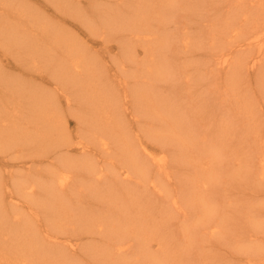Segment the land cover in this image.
<instances>
[{"label":"rangeland","instance_id":"1","mask_svg":"<svg viewBox=\"0 0 264 264\" xmlns=\"http://www.w3.org/2000/svg\"><path fill=\"white\" fill-rule=\"evenodd\" d=\"M26 1H29L28 3L31 5L41 7L44 12L46 11L45 13L51 12L49 16L58 17L55 21L59 23L62 21L61 24H64L70 33L75 34L81 43L80 47L82 46L84 51H87V57H91L95 62L90 68L103 70L99 71V77L93 80L94 82L91 81L87 84L92 89H96V92H101L105 96L123 92L125 81L129 89V84L133 88L143 85L135 83L133 86L134 82L129 78H134L136 71L147 62L153 65L148 78L155 76L147 82L148 87L153 85L154 88H152V93L142 97V106L143 109L147 107L148 101L155 105L151 110H147L146 115L139 113L138 122L132 120L128 125L126 124V129L120 137L123 140L119 141L120 145L128 143L132 146L133 166L123 162V158H125L123 150L117 151L114 148L116 144L112 137H107L109 143L107 147H104L96 139L102 134L92 135L91 131L87 133L92 135V139L85 138L84 141L92 150L81 152L72 150L70 152L73 156L85 157L86 164L91 167L94 165L95 170L105 171L103 178L99 181L92 177L94 178L93 183H95V185L92 184V187L100 189L98 191H102V194H116V190L131 192L129 199L134 201L131 207L136 205L135 209L140 211L141 228L146 230L149 238L145 241L139 232L136 233L137 236L130 238V244L127 245L130 247L122 254H119V248L117 249L115 245L114 248L110 246L109 250L111 251L107 255H112L111 258L105 254L94 256L97 252L95 249L107 240L102 237L98 229L87 231L81 228L79 233H84L80 236L83 239L79 240H76V237H66L59 233L61 235L58 237L63 242L58 240L60 244L66 245L67 248L70 245V249L66 252V255L69 254L67 257H72L73 259H71L75 260L76 264H110L107 262L108 258L112 264H264V230H262L264 228V181L259 174L264 155V84L261 83L264 62L259 65L260 67L257 66L256 70L239 73L240 76L238 75L235 80L237 85L240 81L239 85L243 89V91L242 89L239 91L236 88L238 94H249L247 98H252L249 100L251 102L249 113L254 110V114L246 123L242 121V118H238L241 115H236L230 110V106L233 107L236 104L235 100L227 96L230 101H224L221 93V90L224 91L230 86L235 73L230 72L231 68L222 67V69L221 65L215 61L209 62L213 53L209 52L210 48L207 47L209 39L205 35L199 39L201 44L198 46L201 50L192 51L191 45L189 46L191 50L187 52L181 38L184 33L191 35L185 31L188 29L180 24V30H177L175 24L168 23L164 27L166 33L157 32L161 38L158 36L160 40L155 45L159 48L163 40H167V37L170 40L162 45L164 48L156 50V59L152 63L149 57H143L144 49L136 43L130 58L128 55L122 54L125 50L131 53L132 49H127L123 42L125 40L124 32L120 30L103 28L94 31L90 29L86 21L70 18L66 12L63 15L52 9L51 5H44L42 0ZM86 1L82 0L81 4L86 5ZM100 1L104 2V0L98 2ZM171 1L173 5L181 7V3ZM230 5L236 6L231 3L222 11L217 12L221 3L216 2L208 6L206 3H202L195 9L196 12L205 8H208L209 11H203V15H205L202 17L199 13L194 16L198 17V24H211L213 19L220 21L223 18L222 13ZM60 6L64 8L62 5ZM187 14L179 11L183 22L189 25L187 26L189 30L193 29V34L197 36L201 26L188 18ZM234 44L236 45V43ZM166 45L172 51H168L165 48ZM235 45H232L233 48ZM254 45L256 48L249 47L252 51L247 48L251 53L257 50L256 44ZM3 49L0 46V64H4L0 67L5 70L7 67V75L24 77L26 74L24 78L30 80L29 72H31L32 77L35 78L32 79V84H35L32 88L37 85L46 89H57L60 85L62 86L52 77L42 73L37 74L38 69L33 62H30L31 59L26 62L19 61L20 57L17 60L5 49L2 52ZM240 52L251 54L247 50ZM64 53L66 52H62V54ZM83 58L85 57L78 55L76 62ZM33 66L35 68L32 69ZM211 73L216 75L215 79L199 84V88H205L204 92L197 91V88L190 83L195 78ZM244 78L245 80H243ZM69 79L70 84L67 86L85 85V82L81 80L82 76L76 81ZM96 85L98 88H94ZM54 91L59 93L58 90ZM116 96L122 102L121 94ZM72 100V104L79 105L76 96ZM62 101L60 109L65 110V118L68 120L67 128L69 127L67 131L75 143L80 138L78 130L81 124L71 114V111H68L64 99ZM83 103L88 104L84 107L85 109L94 106L93 101L88 97L84 99ZM23 107H26V103H23ZM76 109L78 107L73 110L78 111ZM81 115L87 120L85 114ZM122 115L123 120L127 121V117L124 118L125 112ZM128 119L130 120V118ZM103 148L108 152H104ZM30 150H24V153L28 156L35 154L37 157L24 158L28 163H24L23 166L33 165L34 168H41L43 172L44 170L47 172L48 166L49 171L58 168L60 151L38 154L33 150L31 153ZM83 152L86 153L82 154ZM2 156H0V169L3 172L14 169L12 166L15 163L21 164L20 161H24V159L13 160L7 155L5 158ZM1 159L3 160L1 161ZM161 159H165V161L162 166H159ZM197 164L200 165L199 170L202 174L195 172ZM123 171L130 173V179L124 178ZM90 176L86 173L87 182L85 184H90ZM204 178H207L205 184L201 180ZM113 183L118 186L112 187ZM81 188V186H77L70 192L72 201H77L78 194L75 192ZM88 189L82 194L85 195L83 201L89 202H83L82 206L84 208L91 207L92 211L106 209L105 203L95 201L110 200L108 198L99 200ZM174 200L178 201V206L174 204ZM21 201L23 200L21 199ZM90 201L92 202L90 203ZM139 202L146 205L141 206ZM24 210H29V208L24 206ZM184 211L187 213L186 216L182 214ZM143 216L146 217L143 218ZM259 226L262 228H258ZM78 244L79 247H84V254L79 251ZM6 259L10 262V257L4 258V261ZM71 259L69 260L71 261Z\"/></svg>","mask_w":264,"mask_h":264},{"label":"bare ground","instance_id":"2","mask_svg":"<svg viewBox=\"0 0 264 264\" xmlns=\"http://www.w3.org/2000/svg\"><path fill=\"white\" fill-rule=\"evenodd\" d=\"M42 1L44 5H51L52 9L61 12L63 15L68 13L70 18L86 21L91 30L97 31L108 28L124 32L125 40L123 42L127 49H132V51L129 53L125 50L122 54H126L130 58L137 44L144 49L142 51L144 52L143 57H149L152 63L156 59V50L164 48L162 45L170 40L167 37V40H163L159 48L155 45L161 38L157 32L166 33L164 27L168 23L175 24L177 30H180V24L188 29L185 31L191 35L184 33L181 38L183 47L187 52L191 50L189 49L191 45L192 51L199 50L200 46L198 45L201 44L199 39L205 35L209 39L207 45L210 48L209 52L213 53L209 62L215 61L221 65V68H231L230 72L235 73L230 86L224 91L221 90L224 101L229 100L227 96L235 100L236 104L233 107L230 106V110L236 115H241L238 118H242L243 122L248 123L254 114V110L249 113L251 106L249 100L252 99V96L249 99L247 98L249 94L242 93L239 95L236 90L239 89L240 91L242 86L239 85L240 81L238 85L235 84V80L238 75L240 76L239 73L243 74L244 71L256 70L257 66L264 62V0H174L181 3V7L173 5L171 0H104V2L87 0L86 5L81 4L82 0ZM28 2L26 0H0V46L17 60L19 57L22 58H19V61L26 62L31 59L30 62H33L38 69L37 74L42 73L52 77L62 86L59 83L60 86L57 89H46L38 85L35 86L37 88H32L35 84H32L34 76L32 77L31 72H29L31 79L28 80L24 78L25 73H23L25 74L24 77L19 76V78L10 74L7 75V67L6 70L0 67V154L4 155L0 156L4 158L9 156L16 161L29 156L37 157L35 154L28 156L24 153V150L29 149L38 154L60 151L61 155L58 159V168L49 171L48 166L47 172L44 169L43 172L39 167L34 168L33 165L23 166L24 163H28L25 159L22 160L23 162L20 161L21 164L15 163L12 170L3 172L0 169V264H76L72 257V259L68 258L69 254L66 255L70 245L68 248L66 245H61L58 236L61 235L59 233H62L66 237H76V240H79L84 233H79L81 228L87 231L98 229L102 237L107 239H105V243L95 249L97 252L94 256L98 254L107 255L111 251L109 247L114 248V245L117 249L119 248V254L125 253L126 249L130 247L127 246L130 244V238L137 236L136 233L139 232L145 241L149 238L146 230L141 228L140 211L135 209L136 205L131 207L134 202L129 199L131 192L116 190V194H102V191H98L100 189L95 186L92 187V184L95 185L92 177L99 181L103 178L105 171L95 170L94 165L91 167L86 164L85 157L73 156L70 152L72 150L80 152L92 150V148L89 149L84 140L85 138L90 140L92 135L99 133L104 135L96 138L100 145L107 147L109 143L107 137H112L116 144L114 148L117 151L123 150L125 156L123 162L133 166L132 146L128 143L120 145L119 141L123 140L120 137L126 129V124L128 125L132 120L138 122V114L145 113L146 115L147 110H151L155 105V103L148 101L147 107L143 109L142 106V97L153 92L154 86L148 87L147 85V82L155 77L148 78L153 65L148 62L145 63L136 71L134 78H129L134 82L133 86L135 83L143 85L133 88L129 84V89L125 81L123 92L113 93L111 96L107 93L105 96L101 92H96V89H92L87 84L99 77L103 70L90 68L95 62L91 57H87V51H84L82 46L80 47L81 43L75 34L70 33V30L61 24L62 21L60 23L55 21L58 17L49 16L51 12L45 13L46 11L44 12L41 7H36ZM216 2L221 3L217 12L222 11L231 3L236 6L230 5L222 13L223 18L220 21L213 19L211 24H198L199 19L194 15L200 14L202 17L205 15H203V11L208 12L209 9H201L200 12H196L195 9L200 7L202 3H206L208 6ZM60 5L64 8H61ZM125 5L127 6L126 9ZM179 11L188 13L187 17L202 27L197 32V36L193 34L194 30H189L187 27L189 25L183 22ZM231 44L235 45V48ZM254 44H256L257 50L251 53V48L255 47ZM244 45L246 46L243 47ZM165 48L168 49V45ZM247 48L251 51H248ZM4 49L1 51L3 52ZM244 50L251 54L240 52ZM168 51L172 50L168 49ZM62 52L66 53L62 54ZM78 55L85 58L76 62ZM69 65L72 67L69 68ZM35 66L31 68L33 69ZM70 74L74 75L71 76ZM81 76V80L85 82L84 86L77 84L67 86L70 84L69 78L76 81ZM215 77L216 75L211 73L195 78L196 81L192 80L190 83L197 88V91L204 92L205 88H199V84L206 80H213ZM261 77V83L264 84V72ZM94 88H98V85ZM54 90H58L59 93ZM119 94L122 96V102L116 96ZM75 96L79 100L78 106L72 104V99ZM87 97L91 98L94 105L89 109H85L84 107L88 104L83 103ZM63 99L68 111L70 110L78 123L81 124L80 126L77 124L79 126V134H77L80 138L78 137L79 140L75 143L67 131L69 127L67 128L68 120L65 118V110L60 109ZM23 103H26L25 108ZM75 106L78 107L76 109L78 111L73 110L76 108ZM123 112L126 114L124 118L127 117V121L123 120ZM82 113L86 115L87 120L81 115ZM251 124H249L250 127ZM88 131H91L92 135L87 133ZM103 151L108 152L105 148ZM262 159L259 174L264 181V155ZM164 161L165 159H161L159 166H162ZM199 166L197 164L195 172L202 174ZM86 173L91 175L90 184H85L87 182ZM122 174L125 179L131 177L130 173H126V171H123ZM201 180L205 184L207 178ZM194 184L197 185L195 182ZM77 186L82 188L75 192L78 196L77 201L74 202L70 192L75 190ZM117 186L116 183L112 185L114 188ZM86 189L99 200L108 198L110 201H95L105 203L106 209L92 211L91 207L84 208L82 203L89 202L83 201L85 195L82 193ZM173 202L178 206V201L174 200ZM139 204L141 206L146 205L141 202ZM24 206L29 210H24ZM89 209L92 211L91 213ZM182 214L186 216L187 213L184 211ZM261 226L258 228L261 229ZM102 239L104 240V238ZM60 241L62 242V240ZM77 243L80 244V242ZM79 251L85 252L84 247L80 246ZM116 254L114 255L116 256ZM9 257L10 262L7 259L4 261V258ZM107 262L112 264V261L109 262V258Z\"/></svg>","mask_w":264,"mask_h":264}]
</instances>
